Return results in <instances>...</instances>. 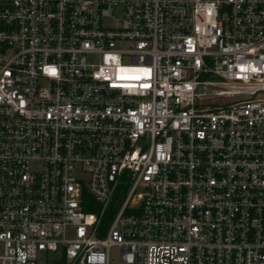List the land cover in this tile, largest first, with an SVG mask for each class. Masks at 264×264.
<instances>
[{
	"label": "built area",
	"instance_id": "obj_1",
	"mask_svg": "<svg viewBox=\"0 0 264 264\" xmlns=\"http://www.w3.org/2000/svg\"><path fill=\"white\" fill-rule=\"evenodd\" d=\"M0 264H264V0H0Z\"/></svg>",
	"mask_w": 264,
	"mask_h": 264
},
{
	"label": "rangeland",
	"instance_id": "obj_2",
	"mask_svg": "<svg viewBox=\"0 0 264 264\" xmlns=\"http://www.w3.org/2000/svg\"><path fill=\"white\" fill-rule=\"evenodd\" d=\"M120 46H124V45H120ZM215 79H219V78L215 77ZM234 100L235 99H221V98H215V97H205L201 102L203 104H209V105H217V104L223 105V104L231 103ZM112 253H113L114 258L117 259L119 255V249L114 248Z\"/></svg>",
	"mask_w": 264,
	"mask_h": 264
},
{
	"label": "snow or ice",
	"instance_id": "obj_3",
	"mask_svg": "<svg viewBox=\"0 0 264 264\" xmlns=\"http://www.w3.org/2000/svg\"><path fill=\"white\" fill-rule=\"evenodd\" d=\"M46 71H48L51 75H55L56 74V70L54 68L46 69ZM145 87H147V85H145Z\"/></svg>",
	"mask_w": 264,
	"mask_h": 264
},
{
	"label": "trees",
	"instance_id": "obj_4",
	"mask_svg": "<svg viewBox=\"0 0 264 264\" xmlns=\"http://www.w3.org/2000/svg\"><path fill=\"white\" fill-rule=\"evenodd\" d=\"M87 210H91V209L90 208L89 209L87 208Z\"/></svg>",
	"mask_w": 264,
	"mask_h": 264
}]
</instances>
